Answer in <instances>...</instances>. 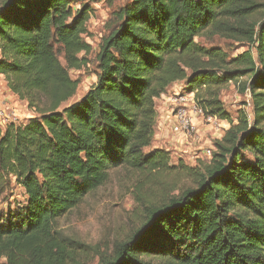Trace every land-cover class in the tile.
<instances>
[{
	"label": "trees",
	"instance_id": "trees-1",
	"mask_svg": "<svg viewBox=\"0 0 264 264\" xmlns=\"http://www.w3.org/2000/svg\"><path fill=\"white\" fill-rule=\"evenodd\" d=\"M92 14L71 0H0V76L36 113L0 129V199L12 184L26 199L0 213L1 264H88L90 248L56 223L111 169L171 182L141 195V227L98 264H264V0H128L98 46L95 83L62 107L78 88L69 72L92 51ZM203 35L249 49L231 58ZM240 79L251 118L234 123L220 92ZM175 83L229 125L207 163L144 152L155 101Z\"/></svg>",
	"mask_w": 264,
	"mask_h": 264
},
{
	"label": "rangeland",
	"instance_id": "rangeland-1",
	"mask_svg": "<svg viewBox=\"0 0 264 264\" xmlns=\"http://www.w3.org/2000/svg\"><path fill=\"white\" fill-rule=\"evenodd\" d=\"M128 0H71L73 10H78L83 5H89L93 14L87 23L88 36L86 42L91 45L92 51L87 55V65L80 71H70L69 76L78 81L76 94L62 107L79 101L96 81L95 56L101 39L109 32L113 13L122 8ZM204 47H220L232 58L249 49L246 44L226 41L217 36L209 38L203 35L196 39ZM59 60L63 64L62 55ZM246 79L237 82H229L220 92V100L225 112L235 123L239 111L245 112L251 118L250 96L248 91L241 90ZM189 93L182 83H175L165 95H162L156 103V126L154 128V140L152 145L145 149L148 153L154 149H163L170 153V166L181 159L185 164L194 166L201 161L207 163L211 155L205 150L214 151V142L220 140L228 123L220 120L217 124L199 121L194 133L189 137L175 136L171 132L170 114L172 106L170 98ZM0 109L3 116L0 117V129H4L9 123L22 124L27 119L34 117L36 113L27 107L24 101L14 96L6 86L4 77L0 76ZM171 182L170 177L155 176L151 180H139L124 169L109 170L107 182L88 194L83 202L67 215L61 217L56 228L64 235L76 239L87 245L92 254L88 264H98L99 254H110L115 243L127 240L137 231L143 222V210L139 205L142 194L159 191L163 186ZM23 191L11 185L10 191L0 199V213L14 210L25 203ZM4 259L0 260V264Z\"/></svg>",
	"mask_w": 264,
	"mask_h": 264
},
{
	"label": "built area",
	"instance_id": "built-area-1",
	"mask_svg": "<svg viewBox=\"0 0 264 264\" xmlns=\"http://www.w3.org/2000/svg\"><path fill=\"white\" fill-rule=\"evenodd\" d=\"M171 106L173 107L170 114L171 120V132L175 136L189 137L194 133L196 124L199 121H206L207 123L217 124L220 120L210 114H206L205 111L200 108L194 97V93L190 92L184 95H180L175 98H170ZM3 111L0 109V117L3 116ZM207 155H211L210 150H205Z\"/></svg>",
	"mask_w": 264,
	"mask_h": 264
},
{
	"label": "crops",
	"instance_id": "crops-1",
	"mask_svg": "<svg viewBox=\"0 0 264 264\" xmlns=\"http://www.w3.org/2000/svg\"><path fill=\"white\" fill-rule=\"evenodd\" d=\"M163 97V96H162ZM158 100V99H157Z\"/></svg>",
	"mask_w": 264,
	"mask_h": 264
}]
</instances>
